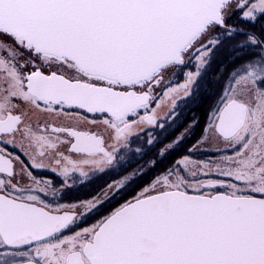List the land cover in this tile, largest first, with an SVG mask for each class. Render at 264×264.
<instances>
[{"label":"snow or ice","instance_id":"6c2138e0","mask_svg":"<svg viewBox=\"0 0 264 264\" xmlns=\"http://www.w3.org/2000/svg\"><path fill=\"white\" fill-rule=\"evenodd\" d=\"M0 264H264V0H0Z\"/></svg>","mask_w":264,"mask_h":264},{"label":"trees","instance_id":"16d2710c","mask_svg":"<svg viewBox=\"0 0 264 264\" xmlns=\"http://www.w3.org/2000/svg\"><path fill=\"white\" fill-rule=\"evenodd\" d=\"M212 87V94L204 91L201 94L200 100L197 102L196 106L192 108V111L188 113V116L191 117L192 112H195L200 117L201 127L204 126L205 119L209 113V108H211L216 95L214 90L218 86H211ZM219 90V89H218ZM217 90V91H218ZM197 133L199 134V129H197Z\"/></svg>","mask_w":264,"mask_h":264},{"label":"flooded vegetation","instance_id":"af4514ba","mask_svg":"<svg viewBox=\"0 0 264 264\" xmlns=\"http://www.w3.org/2000/svg\"><path fill=\"white\" fill-rule=\"evenodd\" d=\"M76 111H80L82 114H86V115L89 117V119H99V118H100V117H99L98 115H96V114H88V113H84L83 110H76ZM84 127H85V129H86V128L91 127V126H90V125H84ZM9 150L12 151V152H14L15 154H19V152H18L16 149H12L10 146H9ZM21 158L23 159L24 157H21ZM25 163H27L26 160H25ZM45 163H47V159L45 160ZM33 173H34L35 175L41 176V177H43V178H45V179H54V178H55V174L52 173V172H51L50 170H48V169H34V170H33ZM139 188H140V186H138V188L136 187V188L134 189V191H133V190L128 191V192L126 193L125 197H126V196H131V195H133L135 192L138 191ZM136 190H137V191H136ZM120 201H121V200H120ZM120 201H118V202H120ZM118 202H117L116 204H118ZM112 207H115L114 204L112 205ZM110 210H111V208L106 209L105 212H104V214H106V212H107V211H110ZM96 219H97V217H96ZM92 222H93V220H89V221H88L89 224L92 223ZM83 226H86V225H81V227H83Z\"/></svg>","mask_w":264,"mask_h":264},{"label":"rangeland","instance_id":"374dc122","mask_svg":"<svg viewBox=\"0 0 264 264\" xmlns=\"http://www.w3.org/2000/svg\"><path fill=\"white\" fill-rule=\"evenodd\" d=\"M180 79H182V77L180 78ZM214 90H216V92H218L217 90H218V87H216ZM215 92V93H216ZM215 95V94H214ZM215 97V99H216V96H214ZM214 99V100H215ZM210 109V108H209ZM189 113V112H188ZM205 147L207 148V147H210L209 145H205ZM137 188H138V186H137ZM135 189V188H134ZM134 189H130L129 191H131V190H133L134 191ZM139 190H140V188L138 189V191L137 192H135L133 195H136L138 192H139ZM133 195H131V196H133ZM131 196H126L125 197V199H129V198H131ZM119 203H123V199H121V201L120 202H118V204ZM118 204H114V206L116 207V206H118ZM99 217L97 216V219H98Z\"/></svg>","mask_w":264,"mask_h":264}]
</instances>
